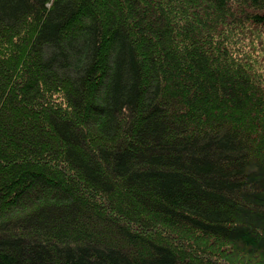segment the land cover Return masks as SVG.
I'll return each mask as SVG.
<instances>
[{
  "label": "trees",
  "instance_id": "1",
  "mask_svg": "<svg viewBox=\"0 0 264 264\" xmlns=\"http://www.w3.org/2000/svg\"><path fill=\"white\" fill-rule=\"evenodd\" d=\"M0 264H264V0H0Z\"/></svg>",
  "mask_w": 264,
  "mask_h": 264
}]
</instances>
